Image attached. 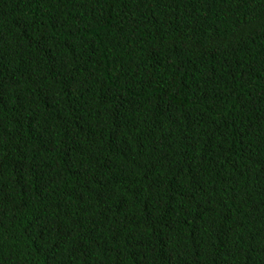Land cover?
<instances>
[{"label":"trees","instance_id":"16d2710c","mask_svg":"<svg viewBox=\"0 0 264 264\" xmlns=\"http://www.w3.org/2000/svg\"><path fill=\"white\" fill-rule=\"evenodd\" d=\"M0 264H264V0H0Z\"/></svg>","mask_w":264,"mask_h":264}]
</instances>
